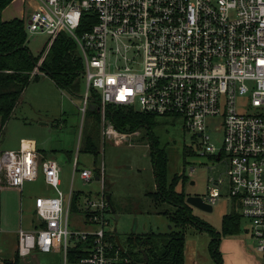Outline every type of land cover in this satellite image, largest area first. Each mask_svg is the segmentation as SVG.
<instances>
[{
  "label": "built area",
  "instance_id": "1",
  "mask_svg": "<svg viewBox=\"0 0 264 264\" xmlns=\"http://www.w3.org/2000/svg\"><path fill=\"white\" fill-rule=\"evenodd\" d=\"M28 35L45 34L48 45L61 32L76 41L84 62L81 110L91 89L101 96L102 136L119 144L132 132L117 129L106 117L119 104L157 117H180L201 139L203 155L227 163L228 191L240 213L252 222L258 251L264 252V0H25ZM87 26L79 31L82 21ZM40 72L35 68L34 76ZM222 116V146L206 132L208 117ZM5 124L0 126V138ZM78 168L85 181L99 175L102 189L87 198L83 210L91 230L71 229L73 190L61 189V168L42 158L32 139L18 149H0V188L21 189L40 173L56 191L39 196V226L18 231L17 254L68 248L91 239L87 255L75 264L126 261L109 239L113 224L105 193V169ZM225 179L210 177L205 201L215 205ZM44 223V226L41 224ZM2 228L0 227V240ZM0 264L5 262L0 258Z\"/></svg>",
  "mask_w": 264,
  "mask_h": 264
},
{
  "label": "rangeland",
  "instance_id": "2",
  "mask_svg": "<svg viewBox=\"0 0 264 264\" xmlns=\"http://www.w3.org/2000/svg\"><path fill=\"white\" fill-rule=\"evenodd\" d=\"M25 6L29 7V3H25L24 0H13L2 11V19L21 15ZM29 13L30 7L27 8V15ZM47 41L48 36L45 34H29L27 46L34 55H38L43 48L44 50L47 48ZM39 74L38 79L29 82L14 111L5 122L0 138V149H16L21 138L35 139L44 155L57 160L61 168V189L65 194H69L72 185L75 191L84 192L83 194L92 191L96 195L102 189L100 181L95 177L91 181H85L80 176V170L74 172L75 159L79 162V169L104 166L105 193L112 197L113 205L118 203L124 208L120 210L115 206L116 214L119 215L117 221L113 211L110 216L112 224L117 228V235L126 249L129 248L127 236L133 232L148 234L180 230L179 225L171 219V215L164 213V211L173 213L175 208L168 204L156 203L151 194L157 191V182L150 150L149 131L140 128L131 133L128 139L116 144L111 139L103 138L101 123L98 152L83 150L81 141L85 114L81 110L82 98L70 95L56 86L52 80ZM84 89L85 80L82 95ZM157 120L161 125L154 128L153 133L158 139V146L164 149L167 155L166 178L170 183L174 176L178 177V191H183L187 196L199 194L205 197L209 192L207 184L210 177L226 180L222 195L213 206V211H205L194 206L191 211L198 220L221 230L223 215L234 209L240 211L229 195L226 161H217L209 155H203L201 139L185 128L182 118L159 117ZM1 121L0 117V126ZM222 121V116L206 119V132L217 149L222 146V129L216 128L222 127ZM56 194L55 189L45 182L42 173L36 180L26 181L22 191L0 189L1 224L4 228L14 229V231L6 230L2 234V241L12 252L19 229H27L34 220L38 221L35 213L36 197ZM83 220L84 215L81 211L71 210L69 220L71 229L82 230ZM251 227L250 219L242 216L240 233L248 237L250 245L257 249V241L253 237ZM184 233L188 248L187 259L195 254L199 264H214L209 249L211 239L209 232L188 223L184 227ZM37 253L39 254L31 259L30 263H25L28 258L18 264H72L65 260L63 250L57 249L51 254ZM2 255L0 254V257ZM258 255L264 259L263 251H258ZM137 257L142 260L140 253Z\"/></svg>",
  "mask_w": 264,
  "mask_h": 264
},
{
  "label": "trees",
  "instance_id": "3",
  "mask_svg": "<svg viewBox=\"0 0 264 264\" xmlns=\"http://www.w3.org/2000/svg\"><path fill=\"white\" fill-rule=\"evenodd\" d=\"M13 0H0V117L5 124L19 102L25 88L40 74L32 76L35 68L50 77L62 90L70 95L82 98L84 77V62L79 47L74 38L67 32H61L51 44L45 58L40 62L44 48L38 55H34L27 46L25 20L14 18L3 20L2 11ZM87 26V19L82 21L79 31ZM44 50V51H43ZM89 107L85 112V125L81 147L85 151L98 152L99 130L102 123L100 110L101 96L96 89H91ZM106 117L112 121L117 129L132 132L140 128L149 131L150 150L153 161L157 191L151 193L156 203L173 206L175 210L169 213L171 219L179 225L180 230L167 233H131L127 236V246L121 247L116 240L117 232L110 231L109 239L126 261L118 264H185L186 240L184 227L191 223L210 234L209 249L214 264H223L220 243L224 236H233L241 232L240 211L234 209L222 218L221 230L198 220L192 214V205L187 203V195L177 190L178 177H173L169 183L166 178L167 155L158 146V139L153 129L161 125L157 116L146 114L133 107L110 103L106 107ZM99 173L100 168H94ZM182 176V175H178ZM83 192L76 191L72 197V210H77ZM234 203L238 207L237 200ZM110 206L115 210L112 200ZM44 226V223L41 224ZM91 239L87 242L76 241L68 248L67 260L76 263L88 253ZM142 256L139 260L137 254ZM16 258H19L18 256ZM264 264V262H263Z\"/></svg>",
  "mask_w": 264,
  "mask_h": 264
},
{
  "label": "crops",
  "instance_id": "4",
  "mask_svg": "<svg viewBox=\"0 0 264 264\" xmlns=\"http://www.w3.org/2000/svg\"><path fill=\"white\" fill-rule=\"evenodd\" d=\"M25 2V0H24ZM12 3V2H11ZM26 3V2H25ZM27 8H29L28 6H25L23 7L22 9V13L21 15L19 16H14L13 18H3V20H11V19H14V18H20V19H26L27 17ZM5 12V11H4ZM43 75V77H47L49 78L50 80H52L50 77H48L47 75L41 73ZM52 82H54L52 80ZM54 84L56 86H58L55 82ZM85 90V89H84ZM22 139H32L35 141L36 143V146H37V149L40 153V155L42 156V158H46V157H49L47 155H44L41 150H39L38 148V142L33 139V138H21ZM21 140H20V143H21ZM20 143H19V146L16 148L18 149L20 147ZM51 157V156H50ZM53 158V157H51ZM55 159V158H54ZM56 160V159H55ZM57 161V160H56ZM78 168H79V162H78ZM83 168H89V167H83ZM74 172H76L74 170ZM80 173V171H79ZM40 176V175H39ZM95 178H96V175H95ZM98 180V179H97ZM50 186V185H49ZM74 185H72L71 187V190H73V192H76L74 190ZM0 189H11V190H16V191H22L23 187L21 189H16V188H9V187H5V188H0ZM78 192V191H77ZM106 192V190H105ZM70 193V192H69ZM84 193V192H83ZM99 194L96 193V195L92 192V191H89L88 193H85V194H82L80 200H79V203H78V208L76 211H81L82 214L84 215V220L82 221V226H84V228L82 230H91L93 228V225L89 224L86 220V217H85V214H84V210H83V206H82V203L84 204L86 199L87 198H90V197H95ZM107 197L109 196L110 197V200H112V197L109 195V194H106ZM39 197V196H37ZM120 210L124 209L123 207H121V204H118L116 203V205ZM214 206V205H213ZM72 210V209H71ZM116 214V209H115V212ZM227 214V213H226ZM117 215V214H116ZM115 215V216H116ZM225 215V214H224ZM223 215V216H224ZM119 216V215H118ZM116 219V218H115ZM119 219V218H118ZM117 221V220H116ZM37 226H39V219L38 221H33L32 224H31V227L27 228L26 230H32L34 228H36ZM0 227L2 228V234L6 231V230H10L11 228L10 227H5L7 229H5L2 224H1V219H0ZM115 228L116 226H114L113 224V231H115ZM10 231H14L13 230H10ZM117 232V231H115ZM248 232V231H247ZM134 233V232H133ZM2 234H1V240H0V254H3L2 257H0L4 262L5 264H7L8 261H13V264H18L21 260L25 261L26 259H28L27 261H25V263H30L29 261H31V259H34L36 258L37 252H40V253H43V254H51L53 252H55V250L59 249V250H62L61 248H56L54 249L53 251L51 252H42V251H34L31 255L25 257V258H21L18 256L17 254V242H18V238H17V242L13 248V252L7 247V244L2 241ZM118 235H116L117 237ZM119 237V236H118ZM255 239V238H254ZM120 240V238H119ZM121 242V241H120ZM74 243H72L73 245ZM122 245V243H121ZM123 247V246H122ZM220 250H221V253H222V256H223V264H263L264 262V259L261 258L259 255H258V249H256V247H252L250 245V240L248 239V237H246L245 235L239 233L237 235H233V236H224L221 240V243H220ZM260 252V251H259ZM187 255H188V248H187V243H186V249H185V264H199V260H197V258L195 257V254H193L191 256V258L187 259ZM19 257V258H16V257ZM189 260V261H188ZM119 262H122L119 261ZM119 262H117L116 264H118ZM72 264H75V263H72Z\"/></svg>",
  "mask_w": 264,
  "mask_h": 264
},
{
  "label": "water",
  "instance_id": "5",
  "mask_svg": "<svg viewBox=\"0 0 264 264\" xmlns=\"http://www.w3.org/2000/svg\"><path fill=\"white\" fill-rule=\"evenodd\" d=\"M96 179H99V175H96ZM109 204H110V197H107ZM187 203L190 205L197 207L199 209L205 210V211H213V205L207 201H205L204 197L199 194H194V195H188L186 198ZM111 210L115 212L114 208L112 206ZM116 220H118L119 216H115ZM115 231H117V228H115ZM117 243L119 246L122 247L121 242L119 240V237H116ZM7 264H13V261H8Z\"/></svg>",
  "mask_w": 264,
  "mask_h": 264
}]
</instances>
